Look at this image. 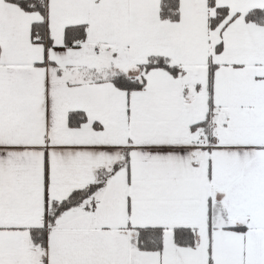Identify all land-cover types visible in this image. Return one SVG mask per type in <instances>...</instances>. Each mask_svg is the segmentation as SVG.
I'll return each mask as SVG.
<instances>
[{
  "label": "snow or ice",
  "instance_id": "snow-or-ice-1",
  "mask_svg": "<svg viewBox=\"0 0 264 264\" xmlns=\"http://www.w3.org/2000/svg\"><path fill=\"white\" fill-rule=\"evenodd\" d=\"M0 264H264V0H0Z\"/></svg>",
  "mask_w": 264,
  "mask_h": 264
}]
</instances>
